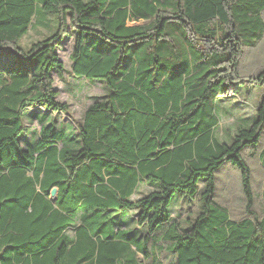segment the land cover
<instances>
[{"label":"trees","instance_id":"trees-1","mask_svg":"<svg viewBox=\"0 0 264 264\" xmlns=\"http://www.w3.org/2000/svg\"><path fill=\"white\" fill-rule=\"evenodd\" d=\"M39 3L57 30L25 48ZM70 35L72 76L106 87L77 131L56 116ZM263 37L264 0H0V264H264V95L230 142L215 135L218 98L264 86V67L241 71ZM224 167L242 178V215ZM198 195L193 219L172 216Z\"/></svg>","mask_w":264,"mask_h":264},{"label":"rangeland","instance_id":"rangeland-1","mask_svg":"<svg viewBox=\"0 0 264 264\" xmlns=\"http://www.w3.org/2000/svg\"><path fill=\"white\" fill-rule=\"evenodd\" d=\"M57 25V15L42 10L39 3L38 11L33 23L31 24L28 32L23 36V38H21L19 43L23 47L29 48L34 42L53 34L57 30ZM74 39V35H70L69 37L66 36L63 40V44L57 48L66 70L64 71L62 77L56 74L54 75V85L59 91L57 97L58 100L68 103L69 106L68 112H59L56 115L57 119L61 120V122L66 125L72 124L74 129L77 131L80 123L83 121L85 111L96 98L101 96L103 97L105 95L106 87L101 81L91 82L85 78H76L72 76L70 70ZM263 67L264 37L258 46L247 50L245 53L241 64V71L243 73L242 78L251 77L253 72L258 71ZM263 95V85H258L248 81L247 85L241 86L238 92L220 96L216 103V113L220 119V123L215 130V135L223 141L230 142L238 128L252 124L257 117L256 111ZM29 110L35 111L37 116L34 115L27 117L25 123L31 131L29 137L37 140L40 137V129L42 125L39 116H41L46 110L41 106L32 107L29 108ZM32 131L35 133L33 134ZM262 145H264V141L263 144H260L259 149L262 148ZM252 151L253 150L250 152ZM257 152L259 153L260 150ZM258 153H252L247 158L249 159L252 167V185L256 193L255 204H257V208L259 209V205H263L260 193L262 191L263 181ZM218 175H221V180H225V182H223L220 186L221 194L225 195L228 193L230 196L233 194L232 192L237 194L235 197L236 200H231L229 203L233 211L242 215L243 212H239L238 209L244 210L247 203V200L241 196L244 192L242 187V178L237 174L236 170H227L226 167L222 168L221 171L218 172ZM203 183L204 181L201 180L200 184L202 185ZM227 187L230 188L228 189ZM199 203V195L193 200L186 201L179 199L172 206V216L184 224L187 219H193L195 217L200 209Z\"/></svg>","mask_w":264,"mask_h":264},{"label":"water","instance_id":"water-1","mask_svg":"<svg viewBox=\"0 0 264 264\" xmlns=\"http://www.w3.org/2000/svg\"><path fill=\"white\" fill-rule=\"evenodd\" d=\"M56 193H57V188L55 187V188L52 189V195L56 196Z\"/></svg>","mask_w":264,"mask_h":264}]
</instances>
